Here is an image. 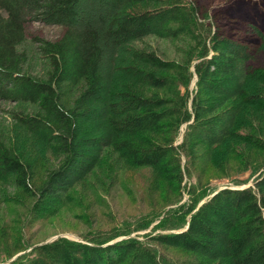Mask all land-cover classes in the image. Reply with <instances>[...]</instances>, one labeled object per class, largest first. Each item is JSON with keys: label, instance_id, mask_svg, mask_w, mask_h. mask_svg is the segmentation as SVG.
Here are the masks:
<instances>
[{"label": "trees", "instance_id": "16d2710c", "mask_svg": "<svg viewBox=\"0 0 264 264\" xmlns=\"http://www.w3.org/2000/svg\"><path fill=\"white\" fill-rule=\"evenodd\" d=\"M31 22L59 26L62 34L30 42ZM249 29L264 53L263 31L253 24ZM152 34L194 42L199 49L192 72L188 60H163L134 46ZM33 43L38 46L31 50ZM35 55L48 63L44 75L28 68ZM250 59L247 46L213 29L187 0H0V104L30 106V112H8L14 125L64 156L35 186L30 156L10 132L0 131V182L31 195L33 215L49 216L73 182L105 163L98 150L104 148L126 165L172 174L180 194L189 166L200 157L212 159L223 142L264 149L263 139L244 135L255 130L257 117L264 118V67L249 65ZM192 73L195 90H189ZM182 125L175 145L170 133ZM203 197L174 212L168 228L174 232L143 240L111 241L124 231L82 241L59 237L27 246L8 264H167L156 244L189 253L183 264H264V170L252 186H225L197 205Z\"/></svg>", "mask_w": 264, "mask_h": 264}, {"label": "rangeland", "instance_id": "374dc122", "mask_svg": "<svg viewBox=\"0 0 264 264\" xmlns=\"http://www.w3.org/2000/svg\"><path fill=\"white\" fill-rule=\"evenodd\" d=\"M187 1L194 4L199 18L208 16L213 29L218 28L221 34L247 46L251 56L249 65L264 67V53L257 50L259 38L249 29L253 24L264 34V0ZM26 31L30 42L33 37L55 41L62 34L59 26L38 22L29 23ZM133 44L163 60L181 64L188 60L191 72L195 63L194 56L199 49L187 37L172 38L155 34L145 36ZM36 46V43L31 45V50ZM47 64L40 55H35L30 58L28 68L34 70V74L44 75L48 71ZM195 83L196 76L192 73L189 90H195ZM154 92L162 97L169 96L163 90L147 89V94ZM180 92H184L183 86H180ZM13 109L23 112L32 110L25 104H0V131L10 132L14 142L18 143L17 146L30 156L34 164L32 180L35 186H40L48 173L62 164L64 156L39 145L35 137L15 126L8 113ZM253 127L254 131L246 130L244 135L250 133V136L264 140V118L257 117L253 121ZM185 128L182 125L178 131H171L170 136L175 145L182 140ZM98 150H101L100 156L106 160L105 163L98 165L99 169L93 168L92 175L80 177L73 182L61 196L62 206L55 208L54 213L49 216L33 215L30 212L33 197L12 183L0 182V264H8L11 258L2 263L1 261L28 252L31 247L56 236L82 241L81 237H91L96 233L104 237L116 232L127 233L115 235L111 239L115 241L128 236L143 240L146 235L174 232L173 229H168L169 220H175L177 216L174 212L179 211L181 206L184 209L193 197L204 196L198 202L199 205L213 191L225 186L231 189L252 186L256 177L264 170V149L258 150L242 141H225L214 147L216 155L212 159L206 156L194 160L189 166V174L180 185L179 194V183L172 174L162 177L148 167L126 165L109 150ZM179 157L183 165L185 159L181 154ZM187 219L188 216L185 218L186 223ZM154 246L167 264H183L191 258L189 253L180 248L160 244Z\"/></svg>", "mask_w": 264, "mask_h": 264}, {"label": "water", "instance_id": "95a60500", "mask_svg": "<svg viewBox=\"0 0 264 264\" xmlns=\"http://www.w3.org/2000/svg\"><path fill=\"white\" fill-rule=\"evenodd\" d=\"M223 188H225V187H223ZM184 229H185V228H184ZM59 237H63V236H56V237H53V238L49 239L48 241L42 242V243H40V244H44V243L51 242V241H53V240H55L56 238H59ZM40 244H38V245H40ZM17 256H18V255L14 256V257L11 258L8 262L12 261V260H13L15 257H17Z\"/></svg>", "mask_w": 264, "mask_h": 264}]
</instances>
